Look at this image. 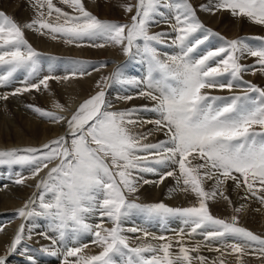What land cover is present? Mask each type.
Listing matches in <instances>:
<instances>
[{
  "label": "snow or ice",
  "instance_id": "obj_1",
  "mask_svg": "<svg viewBox=\"0 0 264 264\" xmlns=\"http://www.w3.org/2000/svg\"><path fill=\"white\" fill-rule=\"evenodd\" d=\"M61 2L72 8L73 13L63 11L53 0H33L30 6L36 17L24 26L0 11V86L9 85L22 73L24 86L11 93L15 96L47 90L49 81L90 74L86 72V62L73 61L76 67L69 75L41 76V53L25 38L24 29L28 28L50 34L53 39L62 38L69 44L79 46L87 42L96 48L113 45L125 55L141 57L146 64L143 80L124 79L122 68L118 67L111 77L104 78V83L111 79L143 84L144 89L137 95L153 105L114 109L98 82L99 90L71 111L70 116L29 106L40 117L65 127V134L41 147L0 151V166H29L33 179L47 169L36 185L40 194L17 211L24 220L36 216L47 219L56 235L41 233L51 241L42 251L54 257L59 254L62 264H193L194 260L207 264V257L198 254L199 246L190 248L183 240L184 235L200 234L206 247L216 242L227 254H237L241 259L249 250L264 257V237L239 226L236 215L231 222L213 216L208 206L209 200L218 196L229 199L223 191L228 181L237 188L243 187L244 199H255L264 205V88L243 79L248 71L264 74V37L224 40L222 46L197 56L200 46L210 36L219 34L200 21L190 0H137L136 5L125 6L127 12L135 7V14L127 24L100 19L86 9L83 0ZM200 7L212 14L227 11L264 26V0H214ZM53 13L55 23L48 19ZM157 17L173 21L171 33L150 34L149 28ZM166 36H171L176 50L162 56L155 45ZM249 39L257 43H250ZM247 57L254 58L253 65L241 63ZM237 88L239 94L234 91ZM208 89L231 94L211 95ZM7 99V94L0 95V100ZM55 107L60 112L70 111L59 103ZM141 110L156 113L159 118L138 119ZM144 123H154L165 139L144 143L151 132L132 130ZM193 160L201 162L193 165ZM144 174L159 175L160 183L167 177H175L174 191L190 192L198 199V205L170 207L163 202L140 204L130 200L129 195L139 190L141 182L152 183L143 179ZM206 180L215 182L211 191L204 187ZM24 182L23 177L15 180L16 184ZM242 210L243 206L235 211ZM133 211L162 224L178 219L183 225L180 239L175 241L178 250L174 252L173 241L163 236L154 237L166 241L161 244L132 246L125 233L139 230L125 229L123 224ZM96 215L101 221L89 222ZM105 220L111 227L104 226ZM83 235L94 238L97 253L85 254L87 244L71 246ZM148 235L144 232L145 237ZM30 238L31 231L26 233L21 224L10 251L15 252L23 240ZM58 243L62 253L55 247ZM214 250L219 252L220 247ZM28 261L36 264L31 256ZM0 264H7L6 256H0ZM220 264L224 262L221 260Z\"/></svg>",
  "mask_w": 264,
  "mask_h": 264
},
{
  "label": "bare ground",
  "instance_id": "obj_2",
  "mask_svg": "<svg viewBox=\"0 0 264 264\" xmlns=\"http://www.w3.org/2000/svg\"><path fill=\"white\" fill-rule=\"evenodd\" d=\"M190 2L196 10V15L200 21L208 29L219 34L218 36H210L209 40L201 45L195 53L197 56L222 46L224 40H233L237 36L245 38L249 35L264 33V29L260 30L257 28L259 25L254 22L246 18L234 17L227 11L212 14L201 10V5L214 3V0H190ZM32 3L33 0H0V11L5 12L7 15L13 17L21 26H24L36 17L34 9L30 6ZM53 3L70 14L74 11L62 3L61 0H53ZM83 3L88 11L102 20L127 24L131 22V17L135 14V7H133L132 12H127L125 6L129 4L136 5L137 0H83ZM48 19L49 22L55 23L56 14L53 13ZM172 22L170 18L157 17L156 23L150 26L149 32L150 34L171 33L170 23ZM24 32L27 41L35 50L41 53V66L43 69L41 76L52 74L57 77H64L69 75L71 70L76 67L72 64L73 61L86 62V72L90 74L77 75L67 80L58 79L49 81V89L47 90L42 88L40 91L33 90L15 96L11 95V93L16 88L24 86V75L22 73L17 74L14 82L9 85L0 86V95H8L7 100H0V151L3 149L41 147L52 139L64 135L65 127L60 124L51 123L47 118L40 117L29 106L40 107L44 110L57 112L63 116H70L71 111H74L80 103L99 90L97 88L98 82L104 87L106 99L113 105L114 109L126 110L132 108L142 109L144 106L148 108L152 107V101L137 95V93L144 89L143 84L137 86L130 83L114 82L111 79L106 84L104 83V78L111 77L118 67L122 68L124 79L143 80L146 76V64L142 61L141 57L135 54L125 55L120 47L113 45L96 48L88 46L87 42H84L78 46L76 43L69 44L62 38L53 39L50 34H41V32L28 28H25ZM170 41L171 36H166L160 44L155 45L162 56L164 53H173L175 51L170 50ZM163 48L168 50H162ZM133 53H135V49H133ZM137 60H140L141 63L138 64ZM241 63L251 66L254 63V58L247 57L242 59ZM243 79L253 84L256 83V85L264 86V74H261L259 71H256L255 74L248 71L243 74ZM206 91H209L211 95L227 96L231 94L226 90L208 89ZM234 91L239 94L240 89L237 88ZM127 96H131L133 99H124ZM57 103L62 104L65 109H69L70 111L60 112L55 107ZM137 118L145 121H154L159 117L156 113L141 110L137 113ZM132 130L133 132H151L148 139L143 141L144 143H155L165 139L164 133L157 131L154 123L139 124ZM200 162L199 160L192 161L193 165ZM19 167L22 169L21 173H30L24 184H12L3 194L0 193V215L7 218L3 219V221H8L6 224L2 222L3 225L0 229V256H6L7 264H29V256L34 258L36 264H62V257L59 254L54 257L41 251L44 247L51 245V241L46 239L41 233H47L48 236L56 235L50 230L47 219H41V216H36L24 220L17 215V211L23 207L25 202L29 201L30 198L34 199L38 196L37 179L44 177L47 169L33 179L29 166H2L3 171L7 169L12 171V174L18 172ZM143 179L152 181V183L143 184L141 182L139 190L129 195L130 200L132 199L140 204L163 202L170 207L198 205V199L190 192L182 190L174 191V189H177L175 177H167L162 183L159 182L161 179L159 175L144 174ZM0 182L1 184L5 182L3 177L0 179ZM204 187L206 190L211 191L215 187V182L213 180H206ZM182 188L183 185L181 184L180 189ZM223 191L224 195L229 197V199L226 200L222 196H218L215 200H209L208 206L211 214L227 221H230L236 215L238 216L239 223L258 228V230L264 232V205L259 203L261 207L258 208L252 204L249 206V199H244L246 193L243 187L237 188L233 184L227 183L223 186ZM241 206H243V210L237 213L235 210ZM37 211H39L38 208ZM133 212L138 214L137 211ZM133 212L123 224L125 229L135 227L139 230L135 233H125L130 237L132 246L147 243L161 244L166 241L154 239V237L163 236L166 240L173 241L174 252L178 250L179 245L175 241L180 239L179 232L183 228L178 219H169L166 224H162L159 220L142 218L140 223L135 220L137 216L136 214L133 215ZM141 215L145 216L142 213ZM100 221V217L95 218L93 216L89 222L95 224ZM21 224H24L26 233L29 230L31 231V238L23 240L16 251L12 252L9 246ZM104 226L111 227V223L105 220ZM183 230L185 233L188 231L186 228ZM144 232H147L149 235L145 237ZM93 239L90 235H83L79 238L77 244L71 246L87 244L88 247L85 249V254H95L99 249L92 243ZM183 240L190 248L199 246L200 251L198 254L207 257V264H220L221 260L224 264H244L245 259L248 262L247 264H264V257L252 254L251 250L241 259L238 258L237 254H227L225 248L216 242H212L206 247L205 238L200 234L184 235ZM55 247L60 248L61 253L63 252V248L59 243ZM217 247H220L219 252L214 250ZM38 248L41 250H38ZM222 253L224 254L222 255ZM192 255L196 256L197 253H192ZM251 256L254 259H251ZM193 264H199V262L194 260Z\"/></svg>",
  "mask_w": 264,
  "mask_h": 264
},
{
  "label": "rangeland",
  "instance_id": "obj_3",
  "mask_svg": "<svg viewBox=\"0 0 264 264\" xmlns=\"http://www.w3.org/2000/svg\"><path fill=\"white\" fill-rule=\"evenodd\" d=\"M166 11V10H165ZM261 27H262V29H261ZM257 28H259L260 30H263L264 29V26H261V25H259V26H257ZM263 34V35H262ZM174 35V34H173ZM264 37V33H257V34H253V35H249V36H246L245 38H255V37ZM236 39H243L244 37H241V36H237V37H235ZM235 38H233V39H235ZM249 42L250 43H257V41H255L254 39H249ZM170 44H171V41L169 42ZM169 44V46H170V50H176L175 48H174V46L172 47V44L170 45ZM161 46V45H160ZM162 50H168V49H165V48H163ZM137 63L138 64H140L141 63V61L140 60H137ZM254 63H252L251 65H253ZM256 84V83H255ZM258 84V83H257ZM257 86H259V87H261V88H264V86H260L259 84L257 85ZM5 149H3V150H1V151H4ZM19 169V171L18 172H16L15 174H12V171H9V170H7V169H5V171H3L4 169L2 168V166H0V179H2V177H3V179L5 180V182H3L2 184H1V182H0V193H4L6 190H8L9 188L8 187H10L12 184L14 185V184H16L15 183V180L16 179H18V178H21L22 176H23V178H25V180L27 179V176H29L30 175V173H25V172H22L21 173V171H22V169L19 167L18 168ZM47 172V171H46ZM45 172V173H46ZM44 173V174H45ZM43 174V175H44ZM25 175V176H24ZM41 178V177H40ZM10 179H11V181H10ZM40 179H37V181H39ZM36 181V182H37ZM228 183L229 184H233L234 186H235V184H234V182H232V181H228ZM236 187V186H235ZM240 190V189H239ZM243 193V192H242ZM40 194V193H39ZM38 194V195H39ZM132 200V199H131ZM251 200V201H250ZM256 201V202H254V201ZM253 202V203H252ZM250 203V204H249ZM249 203H248V205L250 206L251 204L252 205H254V207H256V208H258V207H261V205L259 204V201L258 200H255V199H249ZM256 203V204H255ZM259 204V205H258ZM134 214H136V216H137V218H135V220L136 221H139L140 223H141V221H142V218H146L145 216H143V215H141V213H139L138 212V214L137 213H135V212H133V215ZM95 218L96 217H99L98 215H96V216H94ZM138 218H139V220H138ZM3 219H7L6 217H4L3 215H0V229H1V227H2V225L3 224H6V223H8V221H3ZM41 219H46L45 217H42L41 216ZM2 222H3V224H2ZM229 222H231V220L229 221ZM239 226H243V227H245L246 229H248V230H253L252 232L254 233V234H257V235H260L261 237H264V232H261L260 230H258V228H255V227H252V226H246L244 223H239ZM133 227V226H132ZM138 235H142V234H138ZM45 237V236H44ZM26 243H28V242H26ZM33 247V246H32ZM38 250H41L40 248H38ZM42 251V250H41ZM251 259H254V257H250ZM247 260L245 259L244 260V264H247L248 262H246Z\"/></svg>",
  "mask_w": 264,
  "mask_h": 264
}]
</instances>
